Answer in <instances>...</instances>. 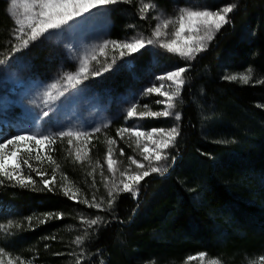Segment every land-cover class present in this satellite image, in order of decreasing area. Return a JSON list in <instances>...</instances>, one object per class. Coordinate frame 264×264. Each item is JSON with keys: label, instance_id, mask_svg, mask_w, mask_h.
<instances>
[{"label": "trees", "instance_id": "obj_1", "mask_svg": "<svg viewBox=\"0 0 264 264\" xmlns=\"http://www.w3.org/2000/svg\"><path fill=\"white\" fill-rule=\"evenodd\" d=\"M140 1L119 8L131 13L128 20L149 29L151 18L138 17ZM143 2L165 10L172 6L171 0ZM7 5V0H0L2 53L7 52L12 32ZM111 17L109 38L120 40L128 31L126 16L116 9ZM229 20L206 50L185 64L179 135L166 171L145 177L136 196L119 193L109 208L98 175H88L85 165L73 163L65 140L57 141L51 146L54 150L47 151L55 164L33 159V167L50 178L59 165L56 174L67 177L89 201L95 196L102 208L74 202L61 188L41 190L35 172L31 173L34 188L4 179L0 223H13L7 232L0 230L3 252L16 258L17 264L19 259L31 258L37 264H75L74 240L67 228L81 227L86 238L80 264H202L197 259L201 253L222 264H257L255 259L264 256V83L260 82L264 81V0H238ZM42 44L35 43L29 50L37 55L33 59L37 66H48L47 57L54 52L39 47ZM249 69L248 83L223 79L248 74ZM121 80L120 75L115 83ZM104 146L101 134L90 143L91 152L101 154L100 162ZM49 213L52 219L42 223ZM57 214L62 218H55ZM79 214L102 220L96 226H82ZM29 216L31 224L26 220Z\"/></svg>", "mask_w": 264, "mask_h": 264}, {"label": "snow or ice", "instance_id": "obj_2", "mask_svg": "<svg viewBox=\"0 0 264 264\" xmlns=\"http://www.w3.org/2000/svg\"><path fill=\"white\" fill-rule=\"evenodd\" d=\"M118 3H131V0H11L9 15L12 16L15 25L12 35L18 41V43L12 45L11 51H20L41 37L48 38L54 34L76 30L95 16L100 15L107 6ZM154 7V4L145 3L141 0L139 7L140 18L145 19L147 13ZM236 7L235 3H230L215 11L208 8L203 10L182 8L176 17H156L157 23L149 37L143 35L133 36L124 41L105 39L79 59L78 70L64 73L60 80L48 86L44 93L45 102L58 98L53 95V91L60 88L61 80L68 86L75 88L84 80L89 79V77L101 76L103 73L110 71L118 58L131 57L149 45H156L168 53L178 54L179 57L186 61L194 60L199 53L206 50L208 44L214 39L215 34L225 24L231 22L228 16ZM109 49L113 53H118V57L116 55L109 57ZM100 56L104 57V62L99 68H94L92 62H95L96 65H101ZM109 59L111 62H108ZM3 63H6V60L0 59V64ZM187 71L188 66L175 67L174 70L156 77V80L160 83L159 87L153 84L143 90L142 95L144 96L157 94L163 97V99L155 101V103L164 106L162 111H152L148 109L147 104L143 106L146 109L145 111H138V103H132L126 111L125 119L142 120L174 115L175 120L178 121L180 114H174L172 110L175 108V101L180 96L181 90L186 83L184 74ZM223 79L230 81L239 79L243 83H248L251 79V69L248 70V74H240L239 76L236 74L225 75ZM165 82H169L170 90H163ZM260 82L264 83V81ZM59 94L63 95V92ZM42 115L47 117L49 113L45 111ZM101 131L100 127L93 128L91 132L74 131L69 128L66 131H59L51 135L22 131L11 135L9 138H4L3 142H0V178H3L0 179V183H3L4 179H6L21 188H34L36 181L31 173L35 172V175L40 178L41 190L54 191V186L57 183L56 169L59 168V165H56L52 176L49 178L46 171L33 167L32 160L43 162L44 159H47V161L55 164L52 156L48 155L44 150L47 148L52 151L54 149L51 146L55 145L57 140L66 139L70 148L74 147L75 159L83 162L90 151L88 145L95 137V134ZM126 134L129 139H134L135 146L139 149L140 159L129 156L128 167L119 172L120 179L118 183L115 179L112 180L110 187L107 182L105 183L104 186L108 189L107 196L109 199L107 204L109 208L112 207L116 195L121 192H127L136 196L139 192V185L145 177L152 173H160L166 170L161 162L167 160L166 150L175 143L176 137L179 135V129L174 126L169 129L152 128L150 131H143L142 126L134 125L131 127H120L116 130V135L121 140L125 139ZM106 143L108 145L105 156L107 169L115 177L117 169L114 168V165H117L119 161L114 159L116 149L113 146L117 145V141L109 138ZM24 154H27V158L22 159ZM119 155H124L123 148H119ZM25 168L28 170V174H25ZM88 175H92V173ZM63 179L66 181L67 177H63ZM94 185L95 180H93ZM60 188L64 196L76 200L77 203L85 204L89 208H102V203L98 202L95 196L92 197L91 201L87 198L78 199L79 189L71 191L63 183ZM52 216V213L46 214V218H52ZM55 218L61 219L62 214H57ZM32 219L31 216L26 218L29 224H31ZM80 219L82 223L89 226H96L102 220L100 216L92 219L81 217ZM12 223V221H8L7 225L0 223V230L7 232L12 227ZM19 226L16 225V227ZM85 238L86 236H77L74 243L80 245ZM52 239H55V237H52ZM59 254L57 253V255ZM2 255L3 249H0V256ZM199 256L203 260L205 254L201 253ZM260 260L264 264V257H261ZM0 264H5L3 259H0ZM7 264H15V262L9 259ZM19 264H25V261L19 259ZM76 264H80L79 259ZM209 264H218V262L210 260Z\"/></svg>", "mask_w": 264, "mask_h": 264}, {"label": "rangeland", "instance_id": "obj_3", "mask_svg": "<svg viewBox=\"0 0 264 264\" xmlns=\"http://www.w3.org/2000/svg\"><path fill=\"white\" fill-rule=\"evenodd\" d=\"M171 1L172 6H170V10L160 8L154 2H145L155 5V7L147 13L148 17L146 16L147 19L151 18L150 22L153 24L149 29H143L136 21L133 23L128 20V18L131 19V17H128L131 13L129 11H122V9L119 8V5L122 3H118L107 6L106 9L102 10L100 15L95 16L92 20L81 25L76 30L54 34L48 38L41 37L39 40L32 42L28 47L17 52H12V45L18 43V41H16L12 35L15 25L12 16L9 15L11 0H7L8 5L6 7V12L12 22V32L9 40L6 42L8 46V49L6 48L7 52L2 53L0 51V59L6 60V63L0 64V142H3L4 138H9L11 135L18 134L22 131L51 135L59 131H66L69 128L74 131L91 132L93 128L100 127L102 131L95 135L101 134L104 137L105 146L102 152V162L98 160L101 157L97 158V156H101V154L97 155L92 153L90 144L88 145L90 149L88 157L83 160V162L77 161L75 159L74 147L70 148L66 139L64 142L67 146L69 157H72L75 161L73 162V160H71L73 163L80 166L85 165L84 167L88 168L90 173L98 175V178L104 185L107 182L110 187L113 179L118 183L120 179L119 172L128 167V157L134 156L140 159V156L139 149L136 148L134 139H129L126 134L125 139L121 140L116 135V130L120 127H131L134 125L142 126L143 131H150L152 128L169 129L174 126L178 127L181 119V115L178 121L175 120L173 115L142 120H127L125 119L127 109L132 103H138V111H145L146 109L143 107L145 104H147L148 109L152 111H162L164 106L155 103V101L163 99V97L157 94L144 96L142 95L143 90L153 84L159 87L160 83L156 80L157 76L174 70L175 67H185V64H189L192 60L186 61L179 57L178 54L168 53L156 45H149L140 52L133 54L131 57L125 56L123 58H118L110 71L103 73L101 76L89 77V79L84 80L75 88L68 86L61 80L60 88L53 91V95L58 97L56 100L45 102L46 97L44 93L48 86L60 80L64 73L78 70L79 59L85 53L90 52L105 39L112 40L109 38V33L113 24L111 12L116 9L119 10L123 16L125 15L127 19L126 27H128V31L118 40L124 41L133 36L143 35L149 37L152 29L157 23L155 18L158 16L173 18L179 14V10L182 8L192 10H203L204 8H208L209 10L215 11L230 3H235L236 5L238 3V0ZM137 11L138 17L141 19L139 8ZM230 15L231 13L228 19ZM40 42L44 44L39 47L49 48L54 52L47 57L48 66H37L33 61L37 55L29 50L35 43ZM24 52L28 53L27 56L24 55ZM97 55L99 56L98 53ZM108 55L109 57L112 55L118 57V53H113L111 49L108 50ZM99 58L102 63L101 65H96L95 62H92L94 68L102 66L104 57L100 56ZM55 59L58 60L55 62ZM138 60H140V63ZM108 62H111V60L109 59ZM120 75L122 76V80L115 83V78ZM163 90H170L169 82H165ZM60 92H63V95H60ZM179 98L180 96L176 99L175 108L172 110L174 114H180ZM45 111L49 113L47 117L42 115ZM105 125H107V127H105ZM109 138L117 141V145L113 146L116 149L114 159L119 161L117 165H114V168L117 169L115 177L109 173L105 161L108 147L106 140ZM176 142L177 137L175 143L166 150L167 160L161 162L166 169L172 162L171 149L176 145ZM119 148L124 149L123 156L119 155ZM44 151L47 152L48 149L46 148ZM24 172L28 174L27 171L24 170ZM56 176L57 183L54 187L60 188L59 186L63 183L67 188L71 189V191L77 190L74 189L73 185L68 181H65L61 174L57 173ZM105 178H107V180H105ZM107 192L108 189L105 188V200L109 199ZM84 198L87 197L79 191L78 199ZM72 201L75 202L76 200ZM78 217L90 219L84 214H79ZM45 218L46 215L42 218V221H45ZM47 219L50 221L52 218ZM79 222V225H87L82 223L81 219H79ZM83 231L84 229H81V227L67 228V232L72 233L74 241L77 236L83 237L81 235ZM74 241L71 251L76 264L78 259L81 260L83 251L81 250V244L77 245ZM261 257L256 258L254 262L262 264L260 260ZM0 259H3L5 264H7L9 259L17 264V259L10 258L5 252L0 256ZM197 259L202 264H209L210 261L205 259V257L201 260L200 256H198ZM215 261L217 260L215 259ZM29 262L30 264H37L34 258L28 259L25 264H29ZM217 262L218 264H222L219 261Z\"/></svg>", "mask_w": 264, "mask_h": 264}]
</instances>
